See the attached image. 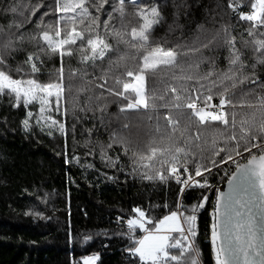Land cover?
<instances>
[{"label":"trees","instance_id":"1","mask_svg":"<svg viewBox=\"0 0 264 264\" xmlns=\"http://www.w3.org/2000/svg\"><path fill=\"white\" fill-rule=\"evenodd\" d=\"M255 1L0 0V74L49 94L0 89V264H220L212 190L234 154L264 152ZM140 74L144 109L123 89ZM199 90L226 98L219 120L193 115ZM173 167L203 176L182 192ZM138 211L150 230L181 212L192 242L142 261L141 232L118 225Z\"/></svg>","mask_w":264,"mask_h":264},{"label":"water","instance_id":"2","mask_svg":"<svg viewBox=\"0 0 264 264\" xmlns=\"http://www.w3.org/2000/svg\"><path fill=\"white\" fill-rule=\"evenodd\" d=\"M215 193L221 263L264 264V152L240 163Z\"/></svg>","mask_w":264,"mask_h":264},{"label":"rangeland","instance_id":"3","mask_svg":"<svg viewBox=\"0 0 264 264\" xmlns=\"http://www.w3.org/2000/svg\"><path fill=\"white\" fill-rule=\"evenodd\" d=\"M22 5L23 7L21 10L28 11V6L24 4ZM251 10L254 11V16L248 20H245L242 16V20L245 22H259L264 11V0H256L255 5L252 7ZM59 43L60 41L56 42V44ZM130 79L131 82L127 83L123 88L125 91L131 93L134 97L133 99H130L134 100L130 102V107L141 109L146 108L147 105L145 97V75H130ZM3 88H9L17 94L25 96L27 101L40 99L46 100L49 96L47 91H44L34 82H22L13 79L11 80L3 74H0V89ZM197 95L198 96L195 101L188 104L193 109V115L196 116L201 122H206L209 120H219L220 115L222 114V110L225 108L226 105L229 104L226 98H222L220 102H216L214 100V94L212 93V91L207 90H199L197 91ZM201 98L204 99V101H207L206 104L200 105L199 103H197L199 100H201ZM245 153L246 152L240 153L238 155L234 154L231 160L227 163L237 164L238 162H242L244 160L246 161ZM246 155H248V152L246 153ZM176 171L177 168L173 167L170 170V173L174 176ZM129 225L132 228H137L141 232V238L135 246L134 254L138 255L140 259L144 262H153L166 258L168 256L167 248L169 246V239L171 235L175 233L184 236V238L188 239L190 243L192 242L189 225L185 223V220L183 219V216H181V212L179 211L178 213H174L164 218L156 225V228L153 230L148 229L147 221L143 213L139 211L133 219L129 220ZM179 244L181 243L179 242ZM176 245H178V243H176ZM98 259L99 257L97 255L87 256L82 260V264H98ZM220 264H222L221 260Z\"/></svg>","mask_w":264,"mask_h":264},{"label":"built area","instance_id":"4","mask_svg":"<svg viewBox=\"0 0 264 264\" xmlns=\"http://www.w3.org/2000/svg\"><path fill=\"white\" fill-rule=\"evenodd\" d=\"M242 16L245 20L251 19L254 16V11L253 10L246 11L243 13ZM202 176H203V173H201L197 167L195 169L183 167L177 170L176 173L174 174V181L177 184L181 185L182 190H183L182 192H185L187 189L194 186V184L197 183ZM216 194L217 193H215V197H216ZM214 206H215L214 208L216 209V199H215ZM118 225L126 226L129 228V221L125 218H119Z\"/></svg>","mask_w":264,"mask_h":264}]
</instances>
